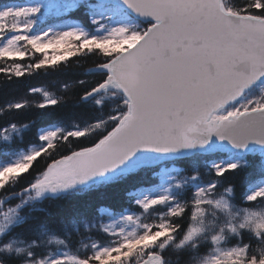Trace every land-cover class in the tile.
<instances>
[{"label":"snow or ice","instance_id":"obj_1","mask_svg":"<svg viewBox=\"0 0 264 264\" xmlns=\"http://www.w3.org/2000/svg\"><path fill=\"white\" fill-rule=\"evenodd\" d=\"M88 57L99 62L63 85L69 95L30 87L0 104V264H264V0L0 6L9 81ZM69 101L88 114L19 147ZM106 191L130 206L97 221L38 215L46 200ZM77 225L107 241L73 250Z\"/></svg>","mask_w":264,"mask_h":264},{"label":"trees","instance_id":"obj_2","mask_svg":"<svg viewBox=\"0 0 264 264\" xmlns=\"http://www.w3.org/2000/svg\"><path fill=\"white\" fill-rule=\"evenodd\" d=\"M25 0H0V6L8 3H24ZM38 55V54H37ZM22 63H28L26 58ZM96 62H99L95 57L82 58L77 63V58H72L66 64L58 65L55 69L49 70L47 72L39 71L31 76H25L21 78L13 77L10 81L0 73V104H2L6 99L16 98L27 92L30 87H39L48 90L49 92H54L57 95L64 94L69 95L70 92H66L63 89L65 83H71L72 81L85 78L86 70ZM2 66V64H0ZM89 79L93 78L91 76L87 77ZM78 92V89H72L71 93ZM33 100H39L40 95L30 97ZM49 114L41 116L40 119L35 121V126L29 128L24 136L23 142L19 145L21 149L28 146L34 139L35 133L39 127H44L52 123H62L67 124L71 117L69 112L79 113L81 111L87 115L86 110H80L78 106L74 105L72 101H69L68 105L62 106L61 108L48 110ZM37 115V110L32 109L28 112L22 113L17 116L16 119L27 122ZM0 159L3 156L0 155ZM177 167H183L188 169L189 164L187 161H178ZM203 172V168H201ZM251 179H259V175H253ZM148 185L144 182L137 183V187H147ZM237 186L240 192L243 191L245 185L237 181ZM256 205V204H254ZM253 205V206H254ZM130 206V202L127 198L125 191H106V192H95L88 193L83 196L73 197L67 201H44L40 208L43 209L38 215L43 218H53L59 221L62 218L68 217L71 219L74 210H78L79 216L82 220L86 221H97L100 220L102 214L100 209L108 208L115 213L120 212ZM243 206V205H242ZM107 217H103V222ZM80 227L79 233L72 234V244L71 247L75 250L80 247L81 244L89 241L88 239H94L99 242H106L107 237L102 233L98 232L96 229H85L82 225H77ZM57 231L62 229L58 228ZM82 254V252H81Z\"/></svg>","mask_w":264,"mask_h":264},{"label":"rangeland","instance_id":"obj_3","mask_svg":"<svg viewBox=\"0 0 264 264\" xmlns=\"http://www.w3.org/2000/svg\"><path fill=\"white\" fill-rule=\"evenodd\" d=\"M254 207H260V205H258V204H256V205H254ZM105 223H107V218H106V220L104 221ZM89 241H86L84 244H88V243H91L94 239H88ZM95 241H97V240H95ZM99 242V241H98ZM83 251H84V249L83 248H81V252H82V254H83Z\"/></svg>","mask_w":264,"mask_h":264},{"label":"water","instance_id":"obj_4","mask_svg":"<svg viewBox=\"0 0 264 264\" xmlns=\"http://www.w3.org/2000/svg\"><path fill=\"white\" fill-rule=\"evenodd\" d=\"M251 147V146H250Z\"/></svg>","mask_w":264,"mask_h":264}]
</instances>
